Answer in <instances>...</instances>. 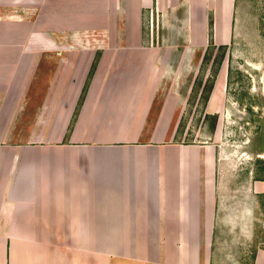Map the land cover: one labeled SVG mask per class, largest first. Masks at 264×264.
I'll use <instances>...</instances> for the list:
<instances>
[{"label":"crops","instance_id":"crops-1","mask_svg":"<svg viewBox=\"0 0 264 264\" xmlns=\"http://www.w3.org/2000/svg\"><path fill=\"white\" fill-rule=\"evenodd\" d=\"M234 3L0 0V264H264V127L174 141L201 62L152 45L202 57Z\"/></svg>","mask_w":264,"mask_h":264},{"label":"rangeland","instance_id":"rangeland-1","mask_svg":"<svg viewBox=\"0 0 264 264\" xmlns=\"http://www.w3.org/2000/svg\"><path fill=\"white\" fill-rule=\"evenodd\" d=\"M232 24L230 42L218 48L209 42L205 48L210 51L208 56L200 57V47L187 43L152 45L153 49L160 51L194 50L193 63L201 62L196 75L184 76L181 82L179 90L184 89L181 93L187 98L171 116L169 128L174 132L173 140L182 143L211 142V137L216 134L218 142L223 143L229 152L233 150L234 155H240L238 148L243 146V141L247 143L250 136L264 127V0H235ZM25 45L27 49H39L41 46L39 43ZM122 45L126 49L134 46ZM1 47L7 46L1 44ZM8 49L18 50L23 46L12 44ZM189 81L192 86L190 92H186ZM163 92H159L155 99L153 113ZM209 93V106L206 107ZM215 93H219L217 97H214ZM247 145H244L246 150Z\"/></svg>","mask_w":264,"mask_h":264},{"label":"trees","instance_id":"trees-1","mask_svg":"<svg viewBox=\"0 0 264 264\" xmlns=\"http://www.w3.org/2000/svg\"><path fill=\"white\" fill-rule=\"evenodd\" d=\"M218 47H219V46H217V48H218ZM209 52H210V51H207V49H205V52H204V54H203V57L206 56V55L208 56Z\"/></svg>","mask_w":264,"mask_h":264},{"label":"bare ground","instance_id":"bare-ground-1","mask_svg":"<svg viewBox=\"0 0 264 264\" xmlns=\"http://www.w3.org/2000/svg\"><path fill=\"white\" fill-rule=\"evenodd\" d=\"M218 94H219V93H218ZM218 94H216V93H215V96H214V97H217V96H218ZM211 102H212V101H211ZM214 103H215V102H214Z\"/></svg>","mask_w":264,"mask_h":264}]
</instances>
